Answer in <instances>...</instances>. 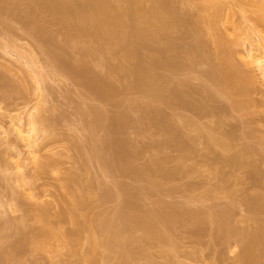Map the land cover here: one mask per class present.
Segmentation results:
<instances>
[{"label":"rangeland","instance_id":"rangeland-1","mask_svg":"<svg viewBox=\"0 0 264 264\" xmlns=\"http://www.w3.org/2000/svg\"><path fill=\"white\" fill-rule=\"evenodd\" d=\"M40 1L0 0V242L5 248L18 240L21 242L19 247L24 245L23 242L32 236L34 230L40 231L44 226L37 218L39 212L35 217L33 209L46 208L50 222H47V228L73 233L77 228L73 224L75 213L77 217H85L89 221L90 224L87 220L83 224L85 219L81 223L91 225L90 228L96 231L95 237L99 242L96 264H119L117 257L121 251L127 254L126 264H235V259L243 253L245 242L240 243L241 237L236 235L240 240L236 236L229 237L227 244L226 240H221L224 244L221 241L218 244L211 221L207 219L205 223L203 220L199 223L198 218L194 216L196 221L190 214L201 211L210 215V212L228 208V214L232 213L228 215L231 223L239 233L246 229L251 233L264 223H259L264 221V214L259 216L260 221L257 219L259 224L251 222L249 208L245 206L250 196L264 193V184L260 186L263 182H258V186L255 181L258 171L259 178L264 180V21L260 19L264 16V7L261 0H206L203 7L185 0L174 1L173 5L183 16L194 21L215 14L218 7L215 15L218 32L215 31V36L222 37L226 46L228 43L227 47H231L233 53L231 63H235L238 73L248 77L245 79L249 84L244 83V87L250 91L247 89L246 96H234L235 92L230 90L236 87L234 80L232 83L231 80H228L230 83L225 81V85L221 83L216 88L212 85L210 88L219 93L217 99L206 101L205 110L198 114L189 107L164 106L150 97L146 98L135 88L127 89L126 83H135L130 77L114 78L110 84L113 90L99 86L97 81L94 83V78L107 75V67H120L122 51H114L106 66L100 64L102 58L89 55L85 62L91 70L84 68L76 53L91 46L92 39L78 36L61 24L54 23V16ZM113 5L127 7L121 0H114ZM205 25L202 27L203 38L208 44L204 49L206 56H210L211 65L192 66L183 59L184 67L181 64L182 68L173 69V60H167V56L173 53H168L166 44L157 45L156 48L162 50L161 57L165 54L163 60L173 64L165 62L164 67H168L162 66L156 71L159 77L171 78L172 82L168 81L170 86L174 82L189 83L190 88L198 91L203 90L202 85H211L202 73L220 69L217 68L220 63L214 61L221 49L215 37L207 34L208 27ZM180 35V29L172 30L171 38L178 42L174 43L175 48L181 50L192 45L193 38L179 41ZM66 52L72 55L67 56ZM87 70L88 73H83ZM242 75H239L241 79L244 78ZM240 85L243 86L239 83L237 87ZM182 87L188 90L189 86L186 89L184 85ZM188 91L184 92H187L183 96L185 101H200V93ZM235 99L244 104L237 103L239 107L235 108ZM132 101L141 105L150 104L160 110V115L145 114L131 107ZM98 115L107 120L105 126L100 127L96 123L94 127L93 121L95 123ZM37 117L46 120L50 128L47 132H38L35 135L38 138L36 145L30 146L29 130L33 118L36 120ZM162 120L167 123L163 125ZM172 120L196 123L199 130L203 128V132L193 128L188 132L189 137L184 138L183 145L174 144L167 137L174 130L167 135L160 128L169 127ZM20 131H23L22 135ZM209 131L223 139L226 145L229 144V149L208 146L204 133ZM229 133L235 140L226 138L225 134L228 136ZM246 143L247 146L253 143V152L248 150L247 153L243 149ZM119 144L127 146L126 155L119 153L126 148L121 149ZM98 147L103 150H96ZM92 151H96L94 155L101 152V155L95 156L104 157L105 164L107 161L110 163L105 166L107 170L98 163V157L93 158ZM236 152L247 163L237 165L238 159L236 164L231 162L229 158ZM90 155L93 157L88 159ZM112 160L120 164L117 165L119 168ZM250 160L259 169L257 172L254 171V164L253 168L252 164L247 165ZM48 161L53 164L50 162L47 166ZM122 167L133 169V174L126 173L127 170ZM76 195L83 196L84 201L81 208L73 210V196ZM130 200L145 213L147 219H153L168 209L178 211L181 219L172 231H162L167 237L162 240L153 234V228L144 230L127 219L131 211L124 203ZM102 226L117 233V238L126 244V249L115 248L114 241L112 247L103 246L102 241L107 239L108 234L100 232ZM159 228V232L162 228L166 229L164 226ZM84 230L80 232L83 238L78 248L85 251L90 247V235L88 230ZM260 234L254 240L261 238L264 246V234L261 237ZM19 238L25 239L21 241ZM261 243L258 245L263 259ZM51 244L59 246L58 259L50 253L35 250L32 245H25L21 251L18 250L21 252L20 256L18 252L19 258L5 259L3 264H72L75 259L70 254V245H62L55 240Z\"/></svg>","mask_w":264,"mask_h":264},{"label":"bare ground","instance_id":"bare-ground-1","mask_svg":"<svg viewBox=\"0 0 264 264\" xmlns=\"http://www.w3.org/2000/svg\"><path fill=\"white\" fill-rule=\"evenodd\" d=\"M121 1L126 3L127 7L120 8V7L114 6L113 5L114 0H41L40 1V4L42 6H44L54 16V18H53L54 23L61 24L65 29L71 30V32H73L74 34H76L78 36L89 37L92 39V45L91 46H87V47L81 49L80 52L78 51L76 53L79 61L82 63V66L84 68L89 69L88 64L85 62V58L89 55H95V56L102 58L100 61V64L103 63L104 66H106L108 59L110 58L111 54L114 51H116V50L122 51V55H121L122 64L120 65V67H118V68H108L107 67V69H108L107 75L103 78L99 77L100 79H97L98 77L94 78V83H96L95 81H97L98 83H96V84H98V85L100 84L104 87L106 86L107 88L109 87L110 89H112L110 84L114 78H117L120 76L130 77V78H133L135 80V83H130V82L126 83L125 87L127 89H134L135 88V89L139 90L146 98L150 97L153 100L161 103L164 106H173L174 105V106H177L179 108H184V109H186V107L188 109V107H189V109L191 108L190 110H194V112H196V113L197 112L202 113V110L203 109L205 110L204 107H205L206 101H208V100L215 101L217 99L216 97H217V94H219V93H216L218 91H216L215 88L217 87V85L221 86V83L225 85V83H230V82L232 83V81L234 80L233 82H237V84H235L236 87L234 85H232V87H235L236 89L235 88L230 89L232 93L235 92V93H233V94H236L234 96L239 97L240 95L246 96L248 94V92L250 90L248 88L244 87V83L249 84V82H247L248 79H245L248 77H245L246 75L243 76L241 73H238L239 71H236L237 67L234 66L235 63L234 62H232L233 64L231 63V60L233 57L231 47L230 48L227 47L228 43H227V46L224 44L222 37H217V35L215 36V33L218 32V31H216L217 30V28H216V23H217L216 20L217 19L215 18L217 16L216 13H218V7H217L215 14L209 15L208 18L206 17V19H204V17L203 18L197 17L198 19L196 21H194V19L190 20L191 18L187 19L188 17L187 18L184 17L185 15L183 16V14L179 11V9L173 5L175 0H121ZM176 1L182 2L183 0H176ZM185 1H188V2H190L194 5H197L199 7H203L206 0H185ZM260 2L262 4L261 6L264 7V0H261ZM260 19H261V21L262 20L264 21V16H263V18L261 17ZM205 24L208 27L207 28V32H208L207 34L212 36V38L215 37L214 40H215V42L218 43L217 45H219V48L221 49L219 57L216 56L217 58H215L213 56L215 58L214 62H216L217 64L220 63L219 67H217L220 69L219 70L216 69L217 71H215L213 69L206 71V69H205L206 72L202 73V74H204L203 75L204 78H207L208 79V80L206 79L207 82L209 81L208 83H211V85L209 84V87H206V85H202L203 90L201 88H200L201 90L197 89L199 92L196 91V89H194L192 87H191L192 88L191 89L189 83L183 84L180 81L179 82L181 84L174 82L177 86L174 87L173 86V85H175L174 83H172V85L170 86L171 83L169 84V82L170 81L172 82V80H169V79H171V78H168V79L166 78L167 79L166 80V79L159 77L157 75V72H156V71H158L157 69H160L162 66H163L162 68H166V67H168V65L173 66V64H174L175 68H173V67H171V68L177 70V68L179 69L181 67V64H182V67H184L183 63L185 60H187L188 63H190V65L192 64V66H198L197 64L202 65L205 63H207V64L209 63L208 65H211L212 61L210 59V56H206L207 52L204 49L206 47L205 45H206L207 41L205 43V41H204L205 37L203 38V35L205 33L203 32L204 29L202 30V27ZM174 29H180L181 30V35L178 39L179 41H182L186 38L187 39L193 38L191 40L193 43H192V45L190 44L191 47L188 46L190 48H188V47H186V49L182 48L183 50L179 49L180 51L177 48H175V46H176L175 44L178 42H176V41L174 42V39L171 38V33H172V30H174ZM221 38H222V40H221ZM53 40H54V38L52 39V41ZM160 43L166 44V46L168 47V48L166 47L168 49L167 50L168 53L170 51H171V53H173V55L170 54L167 56V60H169V61L173 60V61H171L173 64H171L167 60H165V61L163 60V58L164 59L166 58L164 56L165 54L164 55L162 54L163 58L161 57L162 50L161 49L158 50V48H156L157 45H159ZM175 51L178 53L176 54ZM65 54L67 56L72 55L69 52H66ZM217 54H219V53H217ZM180 58L182 60L181 63H180V61H181ZM214 58H213V60H214ZM183 59H184V61H183ZM216 59H218V62ZM165 62L168 63V65L164 67V65H166ZM177 62H179L178 63L179 66H178ZM175 63H176V65H175ZM201 65H199V66H201ZM176 66H178V67H176ZM221 67H222V69H221ZM89 70H91V69H89ZM83 73H88V70L86 72H83ZM239 75H242V78L244 77L243 79L246 81L241 79V76H239ZM206 80H205V82H206ZM228 80L229 81L231 80V81L229 82ZM91 82H93V81H91ZM239 83L243 84V86L240 85V87H237V85ZM96 84H94V85H96ZM182 85H184V88L189 86L187 88L189 91L182 89L183 88ZM212 85L215 86V88L211 89L210 87H212ZM241 87L246 89V91L243 89L244 90V92H243ZM247 87H249V86H247ZM247 89H248V92H247ZM97 90H98V87H97ZM190 90H192V91H190ZM185 91H188L189 93H191V92L192 93L196 92L198 94L200 93L201 94L200 95V97H201L200 101H198L196 103L191 102V101H187V100L185 101V97L183 99V96L187 93L186 92L184 94ZM240 92H242L243 94H241ZM237 93H238V95H237ZM245 93H247V94H245ZM237 101L238 100H236V103H234L235 101L233 102V105L235 104L234 105L235 108L239 107L240 104H244V103H240V101H239V103H240L239 104ZM192 103H194V104H192ZM141 104L142 103H139L138 101H132L130 103V106L138 109L139 111H141L145 114H151V115L158 114V115H160V110L154 108L152 105H150V104L141 105ZM99 115H98V118L96 119L97 121L95 120V123L93 121L94 127H96V123L98 125H101L100 127H103L106 124L105 121H107V120L104 121L105 118L102 119L103 116L101 115L102 116L101 117ZM37 118H38V120H37ZM37 118H36V120H35V118H33L34 121L31 120V122L33 121L32 125H31V129L29 130V134L31 137L28 140L29 141L28 143L30 146L36 145L38 138L35 135H37L38 132H40V131L47 132V131H49V128H50V126H48V124H46V122H47L46 120H43L42 117H41V119H40V117H37ZM163 119L166 120L165 118H163ZM164 120H162V122H161L163 125H164V122L167 121V120L166 121H164ZM171 122H173V120ZM218 122L220 123V121H218ZM118 124H120V123H118ZM37 127H38V129H37ZM160 128H162V130L164 129L163 132L166 133L167 135H170V131L174 130L175 134H173L174 131H172L173 133H172V135H170L171 137L167 136V135L166 136L169 137L171 139V141L175 142L174 144L178 143L177 145H180V146L185 143L183 140L186 136H188V132H190V130H192L193 128H194L193 130H196V129L199 130V126H197L196 123H192V122L187 121V120L185 122H184V120L181 122H173V123H171V125L169 127L166 126L165 128H163V126H162ZM199 131L203 132V128H202V130L200 129ZM212 132L213 131H209L208 133L207 132L204 133L207 145L208 146L209 145L210 146L216 145L219 147L221 146L222 149L228 150L230 145L229 144L226 145L225 142L223 141V139H220V137L218 138L217 135L215 133H212ZM223 133H225V132H223ZM19 134L22 135L23 131H20ZM225 135H226L227 139H228V137L230 138V139H228L229 141L235 140V138H233V136L231 134L228 136H227V134H225ZM225 135H224V137H225ZM231 138H233V140H231ZM251 144H253V143H251ZM251 144L249 143L250 146L249 145L247 146V143H246V145L243 148L244 150H247V153H249L248 150L250 152L254 151V150H252L253 145H251ZM119 145H117V146L119 147ZM122 145H120L121 149H123L124 147H126V148L123 149V150H125V152L123 150H120L119 153H121V156L126 155L125 153L128 152L127 146H122ZM118 147H117V149L119 151L120 148H118ZM97 149L99 150V147L96 148V150ZM118 151L116 153H118ZM95 152L92 151L93 156L101 153L100 152V153H97L94 155ZM234 154H233V157L229 158L231 160V162L234 161L233 163H235L236 160L238 159L239 162L237 161V165L239 163H242V162H243V164L247 163V161L245 162L243 159H241L242 155H240V153L236 152L238 158H236L237 156H234ZM92 155H90V158H88V159H91V157H93ZM118 155H120V154H118ZM98 156H95L93 158H96ZM102 157H103V153H102ZM99 159H100V162H99ZM102 159H104V157ZM102 159L100 156L97 158V161H98V163L103 164V167L106 169L105 166L108 167L107 164H110V163L107 161V164H105L106 159H104V163H102ZM240 159L242 161H240ZM88 161H90V160H88ZM93 161H94V159H93ZM97 161L95 159V162H97ZM114 161L112 160L111 162L114 163ZM50 162L52 163V161L47 162L48 163L47 166H49ZM116 162L117 161H115V164H116ZM226 162H230V161L227 160ZM249 162L247 165L251 166V164H252L251 167L253 168L254 163L252 161H251L252 163L251 162L249 163ZM115 164H113L112 167H114ZM44 165H46V164H44ZM117 165L119 166L120 164L117 162L116 167H118ZM110 168H111V166H109V170H110ZM254 168H256V169H254V171L257 172L258 168L255 167V164H254ZM122 169L124 170L125 168L122 167ZM125 170H127V169H125ZM132 170L128 169L126 171V173L129 171L130 174L131 173L133 174ZM123 172H125V171H123ZM258 172L256 173L257 176L253 172L254 177L256 176L255 177L256 178L255 181L257 180L256 184L259 186L260 184H258V182L260 183V181H261L263 183H261L260 186H263L264 180L262 181L259 178L260 173H258ZM223 182H224V184H226V181H223ZM124 188L127 189L126 187H124ZM124 188H122V189H124ZM125 189H124V191H126ZM90 192L92 193V191H89L88 193H90ZM255 195L256 196L259 195L260 197L257 196V198H256ZM255 195L250 196L251 198L253 197V199H250V197L248 198V199H250V201L247 199L248 202L245 204V206H247L249 208V212L248 211L247 212L249 215H251V216H249L251 218V222L255 221L256 223H258V220H259L258 218H260L259 216H262V214H264V206H262V205H264V203H263L264 202V196H263L264 193H263V195H262V193L255 194ZM73 198H74V202L72 204L73 210H78L79 208H81V203L83 204V201H84L82 199H84V198H83V196L81 198L80 195L73 196ZM124 204H127L126 206H128V208L131 211V213L127 215V219L130 222H132L134 225H136L138 227L139 226L142 227L144 230H148V229L153 228L154 229L153 234L155 236L157 235V237L161 238L162 240L167 239V237L165 238L163 236L162 231L163 230L170 231L172 228H174V226L177 223H179V218L181 217V215L178 213V211L168 209L166 211L164 210V212L162 211L161 213L157 214L156 217L153 219H147L145 216V213L141 209L137 208V206L134 205V203L131 202V200L126 201V203H124ZM260 204H262V205H260ZM36 209H38L39 211H37ZM36 209H33L35 217H36V212L37 213L39 212L38 214H40V215H37V216H39L37 218L41 219L40 222L44 223V226L41 227L42 230L40 229V231H39V229L34 230V233H32V236L29 238H26V239L25 238H23V239L19 238L21 241L25 239V241L23 242L24 245H22V246L32 245L35 250H41V251L50 253L58 259L60 257V250L58 248L59 246H57L56 244H53L54 245L53 246L51 244V241L55 240L57 243H60L62 245L63 244L64 245H70V250H71L70 254L75 259L72 262V264H96V260H97L96 254H97V250L99 247V242L97 241V239L95 237L96 231L95 230L93 231V229L90 228L91 225H89L90 223L87 219H85V217H82V218L77 217L78 214L75 213L74 217H73V224L75 225L74 227L75 228L77 227V228L76 229L74 228L75 230L73 231V233L66 232V231H65L66 232L65 233L62 231H58L57 229H54L52 227L47 228L46 226H48L50 222H49V219L47 217L48 214H46V212H47L46 208H44V209L36 208ZM44 210H45V212H44ZM229 211L227 208L224 211L221 210L219 212H217V211L212 212V214L210 212V215H207L208 213L206 214L205 212L201 213V211H198V213L192 212V214H190V216L193 215V218H194V216L197 217L199 220V223L202 220L204 221V220L209 219L211 221L210 222L211 225L214 227V231H215L214 232L215 233L214 238H216L215 241L217 240L216 242L218 244H221V242H222V244H224V242H223L224 240H226L225 243L227 244L228 243L227 239L229 237H233V236L235 237L236 235L238 237H241L240 243L245 242V244L243 243L244 244L243 253L240 256L238 255L239 257L237 259H235V264H264V260H263L264 257L262 259L261 257L263 255L260 256L261 255L260 252H262V251H260V245H258V243L259 244L261 243V241H260L261 238L259 239V237H258L260 242L257 240V238L254 240V237L257 235L259 236L260 233H261L260 237L263 236L264 233H262V232L264 229V226H263L264 221H260L261 219L259 220L260 221L259 223L261 225L263 223V225L261 227L257 226L258 229L257 230L254 229L255 232L253 231L250 233L247 229H246V231H244L245 229H243L244 232L241 231V233H239L237 231L238 229L236 228V226L233 223H231V220H230L231 218H229L228 215H231L232 213L228 214ZM194 212H197V211H194ZM43 215L44 216L47 215L46 218ZM41 216H43V218H41ZM44 218L48 219V221H46ZM77 218H79L80 220L82 219V221L79 222V219H77ZM250 218L248 219V221H250ZM84 219H85V222H83ZM86 220L89 223L88 224L89 227L86 226V224H85V226H86L85 227L81 223V222H83V224L87 223ZM194 220L197 221L196 218H194ZM196 221H194V222H196ZM47 222H49V223H47ZM255 222H253V223H255ZM204 223H205V221H204ZM158 224L161 227L164 226L166 229L162 228V230H161L160 229L161 227L159 228ZM81 226H83L82 228L85 229L84 231L88 230L87 232L90 235V238H88V242H90L89 243L90 247H88V249H85V251H84V249L78 248V245H80L81 240L83 238V237H81L82 234L80 235V232L81 231L83 232V229L81 228ZM80 228H81V230H80ZM86 228H88V229H86ZM158 228L160 229L161 232H159ZM32 232H33V230H32ZM100 232H107V234H108L107 239L102 241L103 246H105V247L107 246L108 248L110 246L112 247V244L114 241L116 243V244H114L115 248L119 247L120 249H126V244L124 242H122L121 240H119V238H117V233H115L111 229L107 230V228L105 229L102 226V228L100 229ZM69 234H70V236H69ZM67 235L69 236V238ZM221 240H223V241H221ZM20 243L21 242L18 240V241H16V244L13 243L11 245V247L5 248L4 245L0 242V264H3L5 259H8V258L16 259V257L18 256L19 253H20L19 256L21 255L20 251H21L22 246L19 247ZM55 245L57 247H55ZM261 246H263V242L261 243ZM18 247H19V249H18ZM263 249H264V246H263ZM18 250H20V251H18ZM19 256H18V258H19ZM117 260L119 261V264H126L127 263L126 252L121 251L117 257ZM17 261H18V259H17Z\"/></svg>","mask_w":264,"mask_h":264}]
</instances>
